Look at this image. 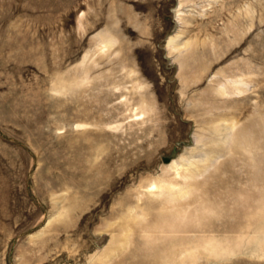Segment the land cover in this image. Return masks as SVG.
Instances as JSON below:
<instances>
[{
  "label": "rangeland",
  "instance_id": "rangeland-1",
  "mask_svg": "<svg viewBox=\"0 0 264 264\" xmlns=\"http://www.w3.org/2000/svg\"><path fill=\"white\" fill-rule=\"evenodd\" d=\"M0 264H264V0H0Z\"/></svg>",
  "mask_w": 264,
  "mask_h": 264
},
{
  "label": "water",
  "instance_id": "water-1",
  "mask_svg": "<svg viewBox=\"0 0 264 264\" xmlns=\"http://www.w3.org/2000/svg\"><path fill=\"white\" fill-rule=\"evenodd\" d=\"M171 160L170 157H163V162L168 163Z\"/></svg>",
  "mask_w": 264,
  "mask_h": 264
},
{
  "label": "bare ground",
  "instance_id": "bare-ground-1",
  "mask_svg": "<svg viewBox=\"0 0 264 264\" xmlns=\"http://www.w3.org/2000/svg\"><path fill=\"white\" fill-rule=\"evenodd\" d=\"M179 197V196H178Z\"/></svg>",
  "mask_w": 264,
  "mask_h": 264
}]
</instances>
